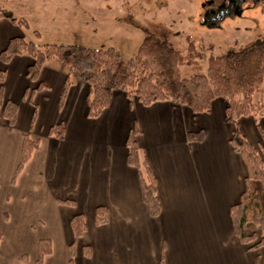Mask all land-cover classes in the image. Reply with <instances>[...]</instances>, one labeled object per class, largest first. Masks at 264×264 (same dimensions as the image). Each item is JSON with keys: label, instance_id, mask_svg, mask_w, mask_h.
Here are the masks:
<instances>
[{"label": "crops", "instance_id": "obj_1", "mask_svg": "<svg viewBox=\"0 0 264 264\" xmlns=\"http://www.w3.org/2000/svg\"><path fill=\"white\" fill-rule=\"evenodd\" d=\"M4 20L0 50L22 36L6 30ZM30 63L27 54L0 61L2 99L17 105L14 125L0 115V264H35L41 238L51 243L41 264H68L75 213L84 215L86 229L76 239L73 264H264V245L240 242L229 215L245 188L246 167L229 143L233 126L223 120V99L209 113L195 114L169 101L143 106L115 90L92 118L83 78L68 74L61 101L67 67L48 59L32 80ZM58 123L63 134H49ZM238 128L264 147V116L241 117ZM199 130L200 141L187 138ZM131 133L139 160L155 177L157 216L148 213L139 172L127 163ZM24 135L37 147L12 182ZM249 182L260 190L258 181ZM66 199L73 204L58 202ZM97 206L106 208L102 223L95 222Z\"/></svg>", "mask_w": 264, "mask_h": 264}, {"label": "trees", "instance_id": "obj_2", "mask_svg": "<svg viewBox=\"0 0 264 264\" xmlns=\"http://www.w3.org/2000/svg\"><path fill=\"white\" fill-rule=\"evenodd\" d=\"M6 18L12 23L26 25L24 18L17 19L7 10L0 8V19ZM143 37L135 54L122 59L119 51L112 47H89L78 44L45 43L42 47L33 41L16 35L8 39L0 50V61L7 63L13 56L27 54L31 63L27 75L37 80L44 62L55 58L68 69L60 100L64 98L71 84L69 73H77L89 86L87 97V115L97 117L109 104L115 90L123 91L129 100H137L143 106L154 102L169 101L183 105L193 113H209L216 98L225 102L223 120L233 128L229 143L243 159L246 167L245 188L239 200L229 207L233 230L240 242L249 248L264 245V147L252 144L239 130L238 121L246 116H264V39L249 41L236 50L211 56L204 67L201 53L190 42L185 52L175 48L164 38L143 30ZM188 66L187 75H182L184 66ZM5 71L0 70V115L10 126L14 125L17 105L13 101L2 99V87ZM38 86H41L40 82ZM256 96V97H255ZM49 134L61 136L60 123L50 126ZM204 131L187 132V138L200 141ZM131 136L127 139V163L137 168L142 188V198L151 216L160 213L161 205L157 195L155 177L146 160L141 162L138 147ZM37 147V141L23 136L20 161L15 175L29 159ZM144 168V173L141 170ZM251 180L260 184V190L250 186ZM73 204L72 200H58ZM95 222L106 221V208L95 207ZM73 241L69 244L70 259L73 264L75 242L86 229L82 213H75L70 220ZM258 227L250 231L248 226ZM1 238V234H0ZM51 253L49 239L41 238L37 242L35 264H41L45 255ZM21 259H26L25 255ZM159 264H163V259Z\"/></svg>", "mask_w": 264, "mask_h": 264}, {"label": "rangeland", "instance_id": "obj_3", "mask_svg": "<svg viewBox=\"0 0 264 264\" xmlns=\"http://www.w3.org/2000/svg\"><path fill=\"white\" fill-rule=\"evenodd\" d=\"M220 1L0 0V8L26 20L25 25L5 18L6 30L40 47L45 43L112 46L126 60L135 54L145 29L183 52L192 42L205 67L211 56L264 39V0L244 1L240 16L226 17L219 27L209 28L203 24V12ZM183 69L182 75H187L188 66ZM54 88L53 85L51 92ZM255 230L258 232V227Z\"/></svg>", "mask_w": 264, "mask_h": 264}, {"label": "water", "instance_id": "obj_4", "mask_svg": "<svg viewBox=\"0 0 264 264\" xmlns=\"http://www.w3.org/2000/svg\"><path fill=\"white\" fill-rule=\"evenodd\" d=\"M245 0H228L226 4H220L206 8L203 12V24L209 28L219 27L221 21L226 17L234 18L240 16L242 13V3ZM261 0H253V2ZM237 7V9H235Z\"/></svg>", "mask_w": 264, "mask_h": 264}, {"label": "flooded vegetation", "instance_id": "obj_5", "mask_svg": "<svg viewBox=\"0 0 264 264\" xmlns=\"http://www.w3.org/2000/svg\"><path fill=\"white\" fill-rule=\"evenodd\" d=\"M245 1H247V0H245ZM252 1V0H251ZM227 3H228V0H221L218 4H216L215 6H217V5H220V4H226L227 5ZM241 7H242V5H241ZM235 9H237V7H235ZM243 9V8H242Z\"/></svg>", "mask_w": 264, "mask_h": 264}]
</instances>
